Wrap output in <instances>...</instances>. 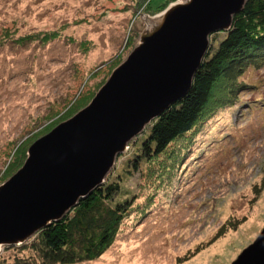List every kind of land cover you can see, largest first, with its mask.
Listing matches in <instances>:
<instances>
[{
  "label": "rangeland",
  "instance_id": "374dc122",
  "mask_svg": "<svg viewBox=\"0 0 264 264\" xmlns=\"http://www.w3.org/2000/svg\"><path fill=\"white\" fill-rule=\"evenodd\" d=\"M138 4L0 0V184L22 142L30 146L48 133L65 106L91 86L96 93L125 60L138 37L135 27L147 22ZM52 32L57 36L47 43L14 41ZM223 36L211 35L209 45L214 49ZM241 80L254 88L198 134L180 171L150 202L148 165L132 168L134 147L149 124L128 142L105 178L122 176L120 198L123 190L137 197L134 210L102 256L79 264H231L256 239L264 227V105L258 104L264 68L248 69ZM10 253L0 248V257Z\"/></svg>",
  "mask_w": 264,
  "mask_h": 264
},
{
  "label": "water",
  "instance_id": "95a60500",
  "mask_svg": "<svg viewBox=\"0 0 264 264\" xmlns=\"http://www.w3.org/2000/svg\"><path fill=\"white\" fill-rule=\"evenodd\" d=\"M246 0H176L147 15L135 45L90 102L29 147L0 184V248L61 219L105 177L128 142L184 96L209 46ZM231 264H264V227Z\"/></svg>",
  "mask_w": 264,
  "mask_h": 264
},
{
  "label": "trees",
  "instance_id": "16d2710c",
  "mask_svg": "<svg viewBox=\"0 0 264 264\" xmlns=\"http://www.w3.org/2000/svg\"><path fill=\"white\" fill-rule=\"evenodd\" d=\"M139 1V14L151 16L155 11L165 9L171 0H163L155 8L151 6V0ZM137 29L135 27L133 31L135 35ZM217 33H224V36L214 49L208 46L188 92L151 121L134 147L132 168L138 171L139 164H147L146 175L151 181L147 188L154 187L147 202L177 175L189 158L198 134L211 126L220 111L237 107L241 95L254 88L241 77L248 69L264 68V0H246L242 10L233 16L230 28L213 34ZM36 36L29 34L14 41L19 43L28 39L47 43L57 35L52 32ZM131 39H128L131 40L128 45H133ZM92 87L80 92L69 106H65L61 120L55 126L91 100L95 93ZM258 104L264 105V102ZM28 146V142H22L16 148L11 163L2 174L4 178L21 167ZM122 180V176L112 181L105 178L104 183L61 219L20 245L4 246L11 255L0 257V264H79L98 259L115 242L123 220L134 210L137 197L129 198L123 190L120 198Z\"/></svg>",
  "mask_w": 264,
  "mask_h": 264
}]
</instances>
